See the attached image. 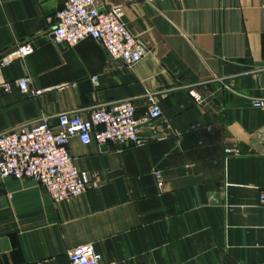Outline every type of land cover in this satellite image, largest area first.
Segmentation results:
<instances>
[{"label":"crops","instance_id":"1","mask_svg":"<svg viewBox=\"0 0 264 264\" xmlns=\"http://www.w3.org/2000/svg\"><path fill=\"white\" fill-rule=\"evenodd\" d=\"M65 1L0 0V58L36 46L1 75L43 91L0 95V133L128 100L141 116L148 94L163 115L142 147L72 138L77 168L99 181L78 198L54 202L31 180L0 177V264H70L88 244L119 264H264V109L252 104L264 100V0H106L148 46L132 68L93 40L57 43Z\"/></svg>","mask_w":264,"mask_h":264},{"label":"built area","instance_id":"2","mask_svg":"<svg viewBox=\"0 0 264 264\" xmlns=\"http://www.w3.org/2000/svg\"><path fill=\"white\" fill-rule=\"evenodd\" d=\"M106 0H66L56 14V25L51 34L55 41L74 48L87 40L100 44L111 59L127 67H134L149 55L147 44L139 39L124 23V6L103 3ZM148 3L165 0H145ZM182 1V0H179ZM264 8V2H263ZM36 51L35 41L18 44L0 58V95L10 94L14 87L23 94L37 98L41 90L31 87L29 78L7 81L2 68L23 61ZM96 81V78H95ZM191 97L197 106L204 104L203 97L194 89ZM148 109L139 116L133 100L98 106L90 117L62 114L54 126L43 117L36 124L13 132L0 133V177L31 180L43 188L54 202L78 198L99 181L87 171L77 168L70 153V141L77 137L83 145L97 143L104 147H142L147 139L142 136L145 127L155 125L163 115L159 99L154 94L146 96ZM253 107L264 109L263 99H253ZM230 153V149L227 150ZM238 153V151H236ZM158 187L164 188L161 172L155 173ZM260 206L264 215V190ZM70 264H119L106 261L94 245L88 244L69 252Z\"/></svg>","mask_w":264,"mask_h":264}]
</instances>
